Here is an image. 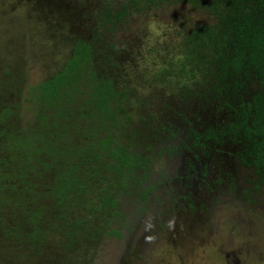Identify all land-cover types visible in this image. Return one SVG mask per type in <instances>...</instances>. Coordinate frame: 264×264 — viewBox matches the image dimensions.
<instances>
[{"label":"rangeland","instance_id":"1","mask_svg":"<svg viewBox=\"0 0 264 264\" xmlns=\"http://www.w3.org/2000/svg\"><path fill=\"white\" fill-rule=\"evenodd\" d=\"M122 1L0 0V112H11L0 118V130L30 127L29 111L19 108L27 86L59 69L76 38L95 33L104 2ZM215 14L206 2L139 0L104 37L110 68L128 95L121 142L151 156L152 190L144 199L138 191L122 192L118 215H105L109 224L100 214H72L90 217L72 245L49 229L58 225L57 212L40 198L44 244L31 251L23 239L0 232V264H264V178L237 160L238 145L230 140L203 146L191 140L192 131L228 116L198 97L205 52L190 44L198 28H217ZM49 180L46 173L35 178L40 192Z\"/></svg>","mask_w":264,"mask_h":264},{"label":"trees","instance_id":"2","mask_svg":"<svg viewBox=\"0 0 264 264\" xmlns=\"http://www.w3.org/2000/svg\"><path fill=\"white\" fill-rule=\"evenodd\" d=\"M173 1L211 3L218 21L217 28H198L190 44L191 51L197 47L205 52L200 72L205 80L198 97L207 108L228 116L203 132L192 131V142L203 146L204 141L228 139L238 145L237 160L264 178V0ZM138 7L139 0L104 2L95 33L76 38L59 69L27 86L19 108L29 111L30 127L0 130V232L23 239L31 251L48 235L42 227L46 205L40 198H48L57 212L52 218L58 225L51 223L49 229L72 245L90 222L89 216L72 214H100L109 224L113 221L105 215H118L122 192L138 191L144 199L152 190L151 156L121 142L128 95L102 47L104 37ZM10 113L3 107L0 118ZM45 173L50 180L40 192L35 178ZM95 188L97 200L90 201Z\"/></svg>","mask_w":264,"mask_h":264}]
</instances>
